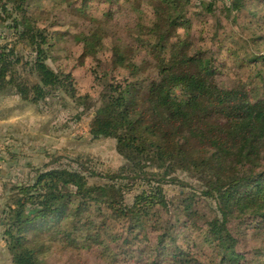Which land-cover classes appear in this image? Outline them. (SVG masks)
<instances>
[{"label": "trees", "instance_id": "1", "mask_svg": "<svg viewBox=\"0 0 264 264\" xmlns=\"http://www.w3.org/2000/svg\"><path fill=\"white\" fill-rule=\"evenodd\" d=\"M259 2L264 0H0V28L15 33L34 56L25 61L17 43L0 46V95L38 105L59 93L84 106L90 96H77L74 73L87 68L92 88H101L91 135L114 139L128 163L104 175L103 186L89 184L95 172L80 158L70 160L76 167H65L63 157L53 154L33 168L34 176L13 187L5 206L13 264H44L30 245L34 226L53 227L52 234L69 245L103 246L100 256L114 254L113 263L251 264L240 248L247 229L264 234V94L242 70L258 66L264 55L256 49L238 59L240 52L227 43L235 35L229 26L242 28L240 21L251 16L243 15L247 6ZM125 4L132 6L128 15L136 14L128 34L134 42L106 51L108 26L125 14ZM215 14L218 25H210ZM195 21L206 45L191 40ZM64 34L74 37L73 57L97 64L89 68L79 61L69 70V56L54 58ZM104 52H111L110 68L97 72ZM222 68L236 83H222ZM179 174L196 181L198 191ZM129 181L145 186L132 202L125 193ZM167 186L181 188L169 199ZM172 207L189 223L170 224ZM202 207L211 209L210 217ZM94 212L108 219L96 223L86 216ZM112 223L127 234L121 244V236L111 234ZM194 230L213 257L202 258L197 242L188 243Z\"/></svg>", "mask_w": 264, "mask_h": 264}, {"label": "rangeland", "instance_id": "2", "mask_svg": "<svg viewBox=\"0 0 264 264\" xmlns=\"http://www.w3.org/2000/svg\"><path fill=\"white\" fill-rule=\"evenodd\" d=\"M206 3L211 2L212 0H199ZM220 3L230 4L231 0H218ZM122 3V2H121ZM126 5V6H125ZM121 5L126 7L125 14H121L119 20H115L110 23L108 26V31L105 34V45L106 51L110 50L114 45L128 44L133 43L134 41L129 40L128 34L132 28V18L136 14L133 12L128 15V8L132 9V6L129 4ZM251 8L256 9L253 12H250ZM243 15L250 16L249 18H243V21H240L242 28L238 26H229L230 29H233L235 35L234 39L228 41V47H233L234 51L240 52L241 57H247L248 52L254 50L263 51L264 55V3H255L247 6V10L244 11ZM145 15L146 12H143ZM128 15V16H127ZM125 17V18H123ZM220 16H212L209 18L211 22L210 25H218V18ZM83 22L82 20L80 23ZM216 23V24H215ZM65 24H70V21H65ZM78 28H83L78 26ZM212 32L213 28L210 27ZM199 25L197 22H194L191 34V40L206 45L205 39L203 36L199 35ZM66 31V30H63ZM209 31V33H212ZM240 33V34H239ZM65 35V34H64ZM66 37L62 38L56 44V52L54 53V58L57 60H66L68 56L67 69L74 68V65L80 63L83 65L86 64L87 67H91L96 61H91L86 59L79 60L76 57H73L70 54V51L73 46H75L74 37L70 34L65 35ZM203 38V39H202ZM262 38V40H261ZM209 39V38H208ZM257 39L259 42H257ZM17 43V49H20L22 57L25 61H31L34 56L31 55L30 51L24 47L23 43H20L15 33L8 29L0 28V46L6 44L14 45ZM247 43V46H245ZM247 54V55H245ZM100 61L102 66H97V72L107 71L110 68V57L111 52H104L100 54ZM263 56H259L260 59L258 66L249 67V69L242 70V77L244 79H249L248 83L254 89H259L260 93L264 94V88L261 87V79L264 78V60ZM95 62V63H94ZM49 64L54 67L53 60H49ZM80 64V65H81ZM97 64V63H96ZM229 67V65H228ZM74 72V71H72ZM123 75H127V72L121 70ZM74 76L76 78V92L77 96L89 95L90 99L85 101L84 106L78 104L75 100L67 97L64 94L53 93L49 95L46 101L41 102L38 105L23 102L19 96L15 95L14 98H10L6 102L8 111H10V118L14 124L12 127L15 130L14 135L10 134L5 137V142L10 143L5 146L6 149L0 151V175L4 178V184L9 189V194L1 211V226L2 234L5 238L6 228L4 227L3 220L5 218L4 211L6 210V203L10 197L11 190L15 185H19L25 180H29L34 176L32 173L33 168H39L44 163L50 160V156L53 154L63 157V160L60 161L63 165L74 166L75 163L71 164L72 159L80 158L82 162L93 172L95 175L91 177L89 184L90 185H99L103 186L107 183L103 179L104 175H111L117 172H120L121 169L125 166H128L127 161L119 154L117 150V142L111 138H101L93 139L90 129L92 120L95 116L96 109L99 106V88H92V78L87 68H83L75 71ZM219 79L222 83L234 84L236 80L234 79V74L229 70V68L221 69V74ZM256 87V88H255ZM87 105L89 106L87 108ZM8 147V149H7ZM31 173V175H30ZM30 175V176H28ZM180 179L185 180L187 184L191 185V188L197 190L199 184L185 176L184 174H179ZM127 185H132L133 181L126 182ZM136 183V182H135ZM133 183L132 187L130 186L125 190L126 197L128 202H132L133 198L137 196L142 188L145 187L142 185V182ZM197 187V188H196ZM180 186H167L166 195L169 199L176 196L180 191ZM187 191L189 189H186ZM198 191V190H197ZM214 205V204H213ZM196 208V207H195ZM201 210L206 211L207 216L210 217L211 209L208 207H202ZM172 214L175 216L170 224H174L179 227L180 223L184 222L189 223V220L184 213L178 211L176 212L175 208H171ZM86 216L93 218L96 223H99L102 220H107L105 216H102L99 212L97 213H88ZM192 218V217H191ZM195 219V218H194ZM208 221V218L204 217L201 221V225ZM65 223V222H64ZM113 227L111 234H118L121 236L116 243L121 244L123 240L127 237V234L123 235L124 230L119 231V226L117 223H112ZM40 227V226H39ZM42 227V226H41ZM38 228L34 226V229L29 231L28 237L31 242L30 245L38 252V256L42 263L44 264H141L138 259L131 262H118L113 263L112 255L102 258L100 254L104 250L103 246L99 248H93L85 244L78 245H69L60 240L59 237H55L53 232V227L49 229ZM192 229V228H191ZM150 230L148 226L145 228V233L141 235L143 238L144 234L148 233ZM187 232L182 233V237H186ZM194 233V235H193ZM191 236L187 239L188 243L193 239L197 242L198 253L202 258L213 257L212 250L209 245L203 242V235L201 231L194 230ZM123 235V236H122ZM243 244L241 245L240 250H242L246 255L251 264H264V234L259 229H247L245 237H242ZM86 247V248H85ZM145 245L142 246L144 249ZM147 247V246H146ZM111 248L115 249L116 244L112 243ZM152 250V248H149ZM149 251V250H148ZM149 251L143 258L148 257ZM139 252H135L134 256L138 258ZM12 260V259H11Z\"/></svg>", "mask_w": 264, "mask_h": 264}, {"label": "crops", "instance_id": "3", "mask_svg": "<svg viewBox=\"0 0 264 264\" xmlns=\"http://www.w3.org/2000/svg\"><path fill=\"white\" fill-rule=\"evenodd\" d=\"M14 97L15 95L13 96L0 95V151L6 149L5 146H8L7 144H10L5 142V137L8 136L9 134L10 136L14 135L15 133V130L12 128L14 126L13 125L14 123L11 121L14 119H11L9 116L11 109H9L8 111L7 108L9 107L6 106L7 100ZM3 182H4V178H2V176L0 175V218L3 212L1 211L2 209L1 206H3V202H5L9 194V189L7 190V186ZM2 229L3 228L1 226V219H0V264H13L9 251L7 249L6 240L2 234L3 232Z\"/></svg>", "mask_w": 264, "mask_h": 264}]
</instances>
